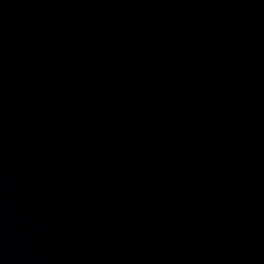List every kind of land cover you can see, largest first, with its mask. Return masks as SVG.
I'll return each instance as SVG.
<instances>
[{"label": "water", "instance_id": "water-1", "mask_svg": "<svg viewBox=\"0 0 264 264\" xmlns=\"http://www.w3.org/2000/svg\"><path fill=\"white\" fill-rule=\"evenodd\" d=\"M0 264H264V0H0Z\"/></svg>", "mask_w": 264, "mask_h": 264}]
</instances>
